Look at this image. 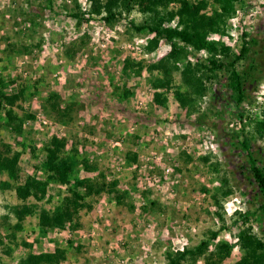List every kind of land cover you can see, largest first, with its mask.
I'll return each instance as SVG.
<instances>
[{
    "label": "rangeland",
    "instance_id": "obj_1",
    "mask_svg": "<svg viewBox=\"0 0 264 264\" xmlns=\"http://www.w3.org/2000/svg\"><path fill=\"white\" fill-rule=\"evenodd\" d=\"M206 1L205 12L215 8L214 0ZM78 7L88 12L91 2L0 0V91L11 96L25 90L14 107L15 115L24 120L25 132L17 136L7 129L9 107L3 105L0 148L8 144L20 155L22 182L27 176L46 180L45 146L54 136L68 140L67 155L74 168L70 187L51 184L44 200L31 198L25 203L39 209L25 219L20 231L15 230L18 220L13 208L24 203L15 189L3 187L9 179L0 174L4 242L0 258L6 264H19L29 253H54L61 248L67 253L62 264H168L171 252L198 247L219 232L210 250L219 242L227 244L231 256L223 264H236L243 253L238 245L242 225L234 224L235 212H256L251 223L264 238V212L259 208L264 198L242 146L250 139L264 160V140L251 134L254 123L264 120V0H239L237 13L227 20L225 39L235 55L244 36L253 44V54L237 69L250 73L257 83L248 86L245 99L238 102L228 85L230 75L218 71L192 115L180 108L174 95L178 89L185 90L181 72L174 74L173 89L158 104L152 87L157 75L145 69L136 76L124 69L128 59L145 67L154 65L171 49L162 40L155 52H146L154 35L137 31L147 20L142 13L124 15L110 25L88 15L89 20L76 19ZM179 8L178 4L171 7ZM189 51L192 63L210 58L190 47ZM51 94L60 96L63 105H76L72 125L55 119L47 104ZM133 154L137 162L130 160ZM83 158L98 170L87 175ZM101 175L108 183L118 181V190L128 193L121 204L108 191L88 197L91 209L81 212L78 230L40 233V209L54 211L62 205L71 197L76 179H102ZM225 184L233 194L222 198L219 188ZM152 202L158 204L150 212ZM221 206L225 222L217 215L223 213Z\"/></svg>",
    "mask_w": 264,
    "mask_h": 264
},
{
    "label": "trees",
    "instance_id": "obj_2",
    "mask_svg": "<svg viewBox=\"0 0 264 264\" xmlns=\"http://www.w3.org/2000/svg\"><path fill=\"white\" fill-rule=\"evenodd\" d=\"M91 7L88 12L78 11L74 16L78 20H89L100 18L112 25L120 17L131 15L139 11L146 18V22L139 32H146L154 35L146 46L147 53L155 52L162 40L170 45V52L158 63L145 67L141 63H133L126 60L125 71H133L136 76H140L147 69L157 76L154 78L152 87L155 90V102L161 104L165 97V92H170L174 85V74L181 72V79L184 91L178 89L174 92L175 98L180 108L192 115L197 112L200 102L208 93V84L214 82L218 71H226L229 77V88L238 96V102H242L246 97L248 86H253L257 80L250 79L249 73L241 74L237 69V64L247 60L253 54L251 42L243 40L239 54L232 53L231 46L225 43L228 37L227 20L237 13L239 0H214L215 8L208 9V2L201 0L190 2L189 0H90ZM180 5L179 9L172 10L174 5ZM88 15L89 19H86ZM178 20V21H177ZM174 22V23H173ZM168 24V26H167ZM173 24V26H171ZM212 35H219L220 40L212 39ZM13 47V46H10ZM189 47L196 53L206 52L210 58L204 62L192 63L189 60ZM181 64L183 69H181ZM2 81L0 82V86ZM25 90L21 89L17 94L6 96L0 91V108L7 105L6 127L17 136H22L24 130V120L17 117L14 107L17 101L24 97ZM49 109L56 115L55 119L65 126L74 123L77 108L75 104L63 105L60 96L51 94L47 99ZM251 134H255L259 139L264 140V120L257 121L253 125ZM256 137V138H257ZM68 140L54 136L45 146V161L43 169L47 175L46 180H40L36 176H27L22 182L20 155L13 153L8 144L0 148V174H5L9 181L3 184L6 189H15L17 198L24 205L13 208L18 223L16 231L23 228V222L29 216L37 213L38 206L26 205L25 203L34 198L41 202L49 192L51 184L71 186L74 180V168L67 155ZM242 146L248 151L251 165L252 177L259 188V193L264 198V160L262 152L253 148V142L246 139ZM75 151V150H73ZM258 157V158H257ZM133 162H137L136 154L129 155ZM191 158L189 157V161ZM84 172L88 175L98 170V166L89 163L86 158L81 160ZM102 179L85 176L75 180V189H70L71 197L54 211L40 209L38 212L40 233L46 235L49 231L65 230L68 227L78 230L81 227L80 215L84 209H91L87 202L88 197L101 196L108 191L120 203L127 198L128 193L118 190L119 182L114 180L111 183ZM219 188L221 197L227 198L233 194V189L227 187ZM84 192H80V191ZM214 201L220 204L219 197L214 195ZM150 212L156 208L155 202L150 203ZM223 213L218 212V217L225 222ZM259 208L264 212V204ZM235 225L241 224L238 245L243 253L242 258L236 264H264V238L254 232L251 218L256 216V212H235ZM224 227V226H223ZM225 229V228H224ZM219 232H213L211 239L203 241L198 247L185 248L183 251L170 253L168 264H198L203 260L205 264H223L231 256L230 247L222 242L215 245L214 250H210L211 241H216ZM14 237V232L10 235ZM4 244L0 235V246ZM80 249V248H79ZM67 259L66 251L56 248L54 253H29L23 256L19 264H62ZM0 264H6L0 258Z\"/></svg>",
    "mask_w": 264,
    "mask_h": 264
},
{
    "label": "built area",
    "instance_id": "obj_3",
    "mask_svg": "<svg viewBox=\"0 0 264 264\" xmlns=\"http://www.w3.org/2000/svg\"><path fill=\"white\" fill-rule=\"evenodd\" d=\"M174 23V22H173ZM167 26H168V24H167ZM171 26H173V24H171ZM192 51H193V49L192 48H190ZM194 52V51H193ZM201 53H206V52H201ZM236 211V210H235Z\"/></svg>",
    "mask_w": 264,
    "mask_h": 264
}]
</instances>
